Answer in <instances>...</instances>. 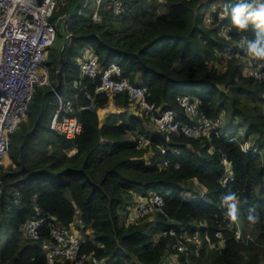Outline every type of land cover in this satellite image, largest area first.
<instances>
[{
	"label": "trees",
	"instance_id": "trees-1",
	"mask_svg": "<svg viewBox=\"0 0 264 264\" xmlns=\"http://www.w3.org/2000/svg\"><path fill=\"white\" fill-rule=\"evenodd\" d=\"M77 1L68 0L59 10L58 14L70 16L62 21L64 29L56 35L43 63L56 88L50 81L49 90L38 96L39 103L35 99L30 104L28 122L23 121L10 137L12 163L0 169V225L6 234L0 264H47L39 243L22 239L19 231L21 222L36 214L35 206L40 217L56 226H68L78 219L81 251L115 264H164V257L175 252L176 240L157 235L176 221L189 232L198 226L202 241L201 248L185 243L187 253L178 251L180 264H264V112L260 103L264 82L244 74L238 57H250L252 66L263 73L264 60L246 53V40L255 35L251 27L241 33L232 28L226 13L218 19L221 4L233 6L238 0H163L162 11L156 1L146 6L145 0H125L119 18H114L107 4L101 5V22L91 19L93 0L81 15L75 13L80 7ZM213 4L217 5L213 21L206 25L205 11ZM221 25L228 27V38L219 33ZM239 42L236 56L225 59L222 54ZM86 44L92 46L102 70L115 62L131 82L138 77L148 86V100L155 107L178 111L176 96L192 94L205 117L231 110L232 118L246 124L245 137L254 136V143L244 151L238 142L223 136L211 140L173 136L166 141L159 132L144 129L148 117L127 111L109 112L99 122L97 110L109 99L94 91L99 75L79 76L77 59ZM221 61L226 63L223 71L218 69ZM54 88L62 97L73 98L82 127L73 140L48 126L56 108ZM112 100L125 107L131 103L126 93ZM134 133L148 137L152 144L138 148L131 139ZM228 135L237 137L234 131ZM158 145L178 152L162 155ZM148 150L151 155L147 157ZM223 159L232 171L224 184L220 182L225 172ZM192 179L206 191L202 197L185 199L182 192L192 188ZM230 190L240 198L243 221L237 239V225L228 226L221 203ZM149 192L164 196L161 211L148 223L141 222L144 217L127 224L125 211L133 194ZM252 206L260 217L256 224L245 219L246 209ZM217 231L219 237H215ZM41 232L45 237V225ZM220 239L222 248L205 247Z\"/></svg>",
	"mask_w": 264,
	"mask_h": 264
},
{
	"label": "built area",
	"instance_id": "built-area-1",
	"mask_svg": "<svg viewBox=\"0 0 264 264\" xmlns=\"http://www.w3.org/2000/svg\"><path fill=\"white\" fill-rule=\"evenodd\" d=\"M65 1L0 0V169L9 154L11 135L26 119L35 88L40 86L51 87L43 63L47 58L48 49L58 33L57 23L60 20L59 16L63 14H58V9L64 5ZM88 4L89 1L84 0L75 13L81 15L82 10ZM103 4L109 6L114 18L121 17L126 7L125 0H93L91 14L93 21H101L99 10ZM225 5L221 4L220 6L219 20L225 16ZM56 12V21L51 22L50 18ZM69 16L67 14L65 19H69ZM204 19L209 25L213 21L212 14L206 15ZM61 26L64 29L63 22H61ZM227 31V26H220L219 33L225 38H228ZM66 37L70 39L71 35L67 34ZM241 44L239 42L236 44L237 47H230L222 56L225 59L236 56V48L239 49ZM82 52L83 58L78 61L79 76L95 78L99 75L95 93H104L109 99L117 94L126 93L129 101L135 104L136 113L148 117L153 122L155 131L162 134L166 141H169L173 136L193 139L206 138L207 140L223 136L227 140L238 142L244 151L249 147L246 141L239 142L236 137L229 136L225 132L222 133L225 126L220 112L211 118L202 115L199 110V100L194 95H177L178 111L170 108L160 109L149 102L148 86L131 82L129 77L122 75V70L117 63L112 62L102 70L97 56L90 47L84 48ZM248 68L247 64L245 69L248 70ZM247 75H253L264 82L263 71L259 70V67H253L252 64ZM52 91L55 92L57 103L49 118L48 126L57 134L73 140L82 130L81 123L75 115L73 98L66 99L54 89ZM185 98H187L186 103L184 102ZM179 116L184 119H180ZM131 136L138 148H146L152 144L151 140L141 133H134ZM157 148L162 155L178 152L176 148L168 149L163 145H158ZM223 164L225 172L220 180L222 184L232 176L230 163L223 159ZM163 165L166 166L167 161H164ZM192 182L199 191L197 189L193 193L187 191L182 193V196L187 199L202 197L206 188L195 179H192ZM35 199L34 195L33 200ZM14 203H17V199H14ZM163 203L164 196L161 194L154 192L145 195L134 193L132 202L126 208L124 221L127 224L137 223L150 213L161 211ZM35 212V215L21 222L19 231L23 239L39 243L47 264H115L113 261L97 258L93 253L81 251L80 221L78 219H75L68 226L61 227L52 222H46L45 218L40 217L39 209L36 206ZM50 220H52L51 217ZM44 225L47 229L45 237L41 232ZM236 225L235 237L237 239L240 237L241 230L238 224ZM197 229L198 226L189 232L184 224L176 221L173 227L159 231L157 237L172 236L176 240L172 245L175 252L164 257V264H180L178 251L187 253L186 242L193 243L196 248L202 247ZM219 236L220 232L217 231L215 237ZM222 246L223 240L220 239L219 242L207 243L205 247L220 249Z\"/></svg>",
	"mask_w": 264,
	"mask_h": 264
},
{
	"label": "clouds",
	"instance_id": "clouds-1",
	"mask_svg": "<svg viewBox=\"0 0 264 264\" xmlns=\"http://www.w3.org/2000/svg\"><path fill=\"white\" fill-rule=\"evenodd\" d=\"M224 12L230 17L232 28L238 32H247L250 27L253 29L254 37L246 40V53L254 59L264 60V0H238L233 6L225 5ZM184 102H187V98ZM221 203L226 208V217L230 222L228 226L239 224L241 211L238 194L228 191L222 196ZM259 218L255 206L246 209L245 219L249 223L256 224Z\"/></svg>",
	"mask_w": 264,
	"mask_h": 264
},
{
	"label": "rangeland",
	"instance_id": "rangeland-1",
	"mask_svg": "<svg viewBox=\"0 0 264 264\" xmlns=\"http://www.w3.org/2000/svg\"><path fill=\"white\" fill-rule=\"evenodd\" d=\"M76 1V0H75ZM79 1H84V0H78L77 1V3L79 2ZM88 1H90V0H88ZM129 1H131V0H129ZM153 1H156V3H157V6L159 7L158 9H159V11H162L163 9H164V7H162V4L161 3H163V0H145V4H146V6H149ZM162 1V2H161ZM205 1L206 0H204V2L203 3H205ZM68 3V0H66L65 1V5ZM76 4V3H75ZM65 5H63L62 7H60V9H62ZM217 7V5L216 4H213L212 6H211V8H209V9H207L206 11H205V16L206 15H208V14H212V11H214V9ZM91 8H93V2L91 1ZM60 9H58V11L60 10ZM210 9H212V10H210ZM57 11V12H58ZM57 12L56 13H54L53 14V16L50 18V20H51V22H55L56 21V15H57ZM204 16V17H205ZM60 17V20L58 21V23H57V29H58V33H57V35L58 34H60L61 33V31H63V27L61 26V22L67 17V13H63V14H61V16H59ZM64 18V19H63ZM63 19V20H62ZM205 20V19H204ZM96 22H98V21H96ZM101 22V21H100ZM204 24H206V25H208L207 24V22H205L204 21ZM86 47H90V48H92V46L91 45H87V46H85V47H83V49L84 48H86ZM50 48V47H49ZM82 49V50H83ZM80 58H83V52H82V56L80 57ZM79 58V59H80ZM238 59L240 60V63H242L243 64V72H244V74H247V71L249 72V70L251 69V61H250V57H245V56H241V57H238ZM247 64H248V66H249V68H248V70L247 69H245L246 67H247ZM225 65H226V63L224 62V61H221V62H219L218 63V69L219 70H221V71H223L224 70V67H225ZM45 69H47L46 67H45ZM46 72V74H48V70H46L45 71ZM48 76H49V74H48ZM50 81H51V83H52V85L56 88V85H57V83H56V81H55V79L54 78H52V79H50ZM55 88H54V90H55ZM47 90H49V87L48 86H40V87H36L35 88V93H34V95H33V99H32V102H33V100H35L36 99V105L39 103V95L42 93V92H45V91H47ZM35 94H36V98L34 97L35 96ZM53 94H55V92H53ZM56 96V95H55ZM261 99H260V103L263 105L262 106V109H263V112H264V91L261 93ZM56 98V97H55ZM31 102V103H32ZM35 102V101H34ZM55 103H56V99H55ZM30 107V106H29ZM29 110V109H28ZM232 110H233V108H232ZM220 113H221V118H222V121H223V125L225 126V128H224V130L226 131L225 133L228 135L229 133H231L232 131H234V132H236L237 133V139L239 140V141H246L247 142V145L248 146H251L253 143H254V136H249V137H245V128H246V124L243 122V121H241V119L240 118H232V116L230 115L231 114V110H223V109H221L220 110ZM97 115H99L100 117H102V115H103V113L102 112H100V111H98L97 112ZM24 121H27L28 122V120H27V116H26V119L24 120ZM246 139V140H245ZM264 151V149H262L261 150V152H263ZM262 157L264 158V156H263V154H262ZM11 163H12V159H11V156H10V153L8 154V156L5 158V160H4V163H3V168H5V169H7L8 168V166H10L11 165ZM197 189V191H199V189L196 187L195 188V185H194V183L192 184V188L191 189H189V190H185L184 192H182V193H185V192H187V191H189V192H192L193 193V191L194 190H196ZM183 195V194H182ZM185 199H187V198H185ZM134 204V203H133ZM153 219H155V212L154 213H150L147 217H145L141 222H143V223H148V222H150V221H153ZM242 221H243V219H242V217L240 218V222H239V224L238 225H240V223L242 224ZM5 238H6V234H5V228H4V225L3 224H1L0 225V247L3 245V243H4V241H5ZM23 239V238H22Z\"/></svg>",
	"mask_w": 264,
	"mask_h": 264
},
{
	"label": "crops",
	"instance_id": "crops-1",
	"mask_svg": "<svg viewBox=\"0 0 264 264\" xmlns=\"http://www.w3.org/2000/svg\"><path fill=\"white\" fill-rule=\"evenodd\" d=\"M79 2H80V6H81V3H82L83 1H82V2L79 1ZM81 14H82V13H81ZM86 45H87V44H86ZM86 45L82 46V49H83V47H85ZM82 51H83V50H82ZM77 60L79 61V58H78ZM135 83H137V84L140 83L138 77H136V79H135ZM108 99H109V98H108ZM112 99H113V98L109 99L108 104H107L105 107H103V108H99V109L97 110V112L101 110L102 113H103L102 117H100L99 115H97V116H98V119H99V122H102L104 116H105L107 113H109V112H116V113H119V112L127 111L128 113H134V114H137V113H136V110H135V104L130 103L129 106L125 107V106H122V105H116V104H114V102H113ZM56 103H57V102H56ZM143 127H144L145 130H148V131H155L154 124H153L152 121L149 120V118H148V121L143 122ZM150 155H151V151L149 150V152L146 154V156L148 157V156H150Z\"/></svg>",
	"mask_w": 264,
	"mask_h": 264
},
{
	"label": "water",
	"instance_id": "water-1",
	"mask_svg": "<svg viewBox=\"0 0 264 264\" xmlns=\"http://www.w3.org/2000/svg\"><path fill=\"white\" fill-rule=\"evenodd\" d=\"M51 219H52V220H55V217H54V216H52V217H51Z\"/></svg>",
	"mask_w": 264,
	"mask_h": 264
}]
</instances>
